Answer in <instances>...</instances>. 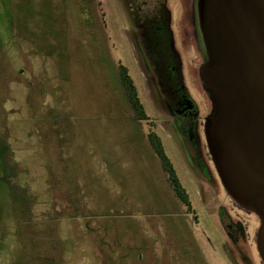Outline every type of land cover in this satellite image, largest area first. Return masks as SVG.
Wrapping results in <instances>:
<instances>
[{
    "label": "rangeland",
    "instance_id": "rangeland-1",
    "mask_svg": "<svg viewBox=\"0 0 264 264\" xmlns=\"http://www.w3.org/2000/svg\"><path fill=\"white\" fill-rule=\"evenodd\" d=\"M167 6L205 171L121 0H0V264H248L240 255L262 264L260 221L232 208L204 139L212 102L202 47L184 26L191 2ZM120 65L147 121L132 118ZM149 131L190 211L175 199ZM228 218L245 223L236 245L221 223Z\"/></svg>",
    "mask_w": 264,
    "mask_h": 264
},
{
    "label": "water",
    "instance_id": "water-1",
    "mask_svg": "<svg viewBox=\"0 0 264 264\" xmlns=\"http://www.w3.org/2000/svg\"><path fill=\"white\" fill-rule=\"evenodd\" d=\"M196 15L207 150L225 193L258 217L264 264V0H196Z\"/></svg>",
    "mask_w": 264,
    "mask_h": 264
},
{
    "label": "trees",
    "instance_id": "trees-1",
    "mask_svg": "<svg viewBox=\"0 0 264 264\" xmlns=\"http://www.w3.org/2000/svg\"><path fill=\"white\" fill-rule=\"evenodd\" d=\"M137 25L142 31L145 53L154 66L159 89L167 99L172 112L176 113L187 105H192L184 86L180 58L174 48L168 11L163 7L158 14L145 19L142 25L138 21ZM118 78L133 120L137 123L147 121L148 117L139 99L137 88L129 76L128 70L122 65L118 67ZM191 109H193L192 113H194V106ZM177 119L180 120L179 115ZM187 138L193 148L197 166L202 171H205L196 138H191L189 134ZM147 139L161 165L175 199L185 205L190 211L191 203L188 194L182 186L171 160L165 153L161 139L153 131H149Z\"/></svg>",
    "mask_w": 264,
    "mask_h": 264
},
{
    "label": "flooded vegetation",
    "instance_id": "flooded-vegetation-1",
    "mask_svg": "<svg viewBox=\"0 0 264 264\" xmlns=\"http://www.w3.org/2000/svg\"><path fill=\"white\" fill-rule=\"evenodd\" d=\"M188 1L191 2L190 8H191V19H192V21L190 22L189 25H188L189 22H187V24L184 26H188V27L192 26L191 30H193L194 35L196 36V39H197L196 44L198 43L199 46H201L200 38H199V32H198L197 15H196V0H183V4L187 3ZM121 2L124 5V7L126 8L128 15L130 16V19L128 21V27L133 29V31L139 37V40H138L139 44H140V46H142L144 51H145V49H144V44L142 41V31L137 25L138 21L140 22V25H142V22L145 19L151 18L152 16L158 14L160 12V10H162L164 7L170 15V30L172 31V29H171V12L167 6V0H143L141 5H138V6H137V3H134L131 0H121ZM186 29L188 30V28H186ZM186 29H184V30L187 34ZM172 35H173V32H172ZM173 42H174V48L178 53L177 43L174 40V36H173ZM178 55H179V53H178ZM179 58H180V55H179ZM202 83H203V81H202ZM188 97H189V95H188ZM189 99L192 102V105H187L185 108H182L181 110L174 113V118L176 120H178L177 118L179 115L180 120H178V121H179V124L181 127L180 129L186 135L189 134L191 136V138L195 137L196 141L198 142V145H199V135H198V125H197V119H198L197 109L195 108V105H194V103L190 97H189ZM192 106H194V108H195L194 113H192V110H193V109H191ZM203 135H204V131H203ZM204 139H205V137H204ZM199 149H200V146H199ZM201 157H202V154L200 151V158ZM228 199L231 202H233L232 199L229 198V196H228ZM232 208H234L235 210H238L239 213H242L248 217L251 216L250 214H253L252 212H249L247 210L242 209L241 207H239L236 204ZM224 216L227 217L228 215H224ZM239 217H242V216L239 214ZM229 218H228L229 222L227 224H225L223 221L221 223H222L223 228L225 230V234H226L227 239L231 242L232 245H236V244H238V241L244 240L242 234H243L244 230L246 229L245 223L243 221H240V220L237 222H234ZM240 256L242 257V259H246V261H248L247 263L249 264V260H248L247 256H245V255L244 256L240 255Z\"/></svg>",
    "mask_w": 264,
    "mask_h": 264
}]
</instances>
